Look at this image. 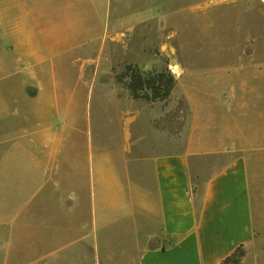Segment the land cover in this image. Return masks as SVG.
Here are the masks:
<instances>
[{"label": "crops", "instance_id": "1", "mask_svg": "<svg viewBox=\"0 0 264 264\" xmlns=\"http://www.w3.org/2000/svg\"><path fill=\"white\" fill-rule=\"evenodd\" d=\"M88 2L100 3L108 22L116 11L111 19L122 29L189 9V0ZM35 59L18 84L36 90L21 130H8L0 115V264H44L48 220L60 232L52 250H72L83 201L90 238L97 214L106 235L116 215L132 237L137 264H222L253 243L264 225V215L261 224L255 215L253 164V156H264V86H179L190 118L175 127L161 108L165 101L122 110L120 151L87 167L77 159L70 112L47 122L42 109L74 100L53 98L46 86L52 72L43 56Z\"/></svg>", "mask_w": 264, "mask_h": 264}, {"label": "rangeland", "instance_id": "2", "mask_svg": "<svg viewBox=\"0 0 264 264\" xmlns=\"http://www.w3.org/2000/svg\"><path fill=\"white\" fill-rule=\"evenodd\" d=\"M105 1L109 6L116 0ZM89 4L88 0H0V115L7 116L8 130H21L26 100L36 94L34 86L18 84L22 72L34 67L38 53L52 72L46 86L53 98L74 100L69 107L60 102L61 106L42 108L44 116L47 122L57 121L58 114L70 112L77 159L87 167L91 160L96 166L99 157L120 151L115 138L120 111L151 104L134 101L126 82L117 80L129 64L143 72L168 70L174 76L176 85L161 105L170 112L174 127L190 118L179 86H264V0H189L187 11H173L165 21L126 29L111 19L116 11L108 12V22L100 3L94 9ZM261 157L253 156L254 208L260 224ZM81 205L77 239L70 251L52 250L60 245V232L45 220L44 264H137L132 237L123 234V221L118 224L113 214L115 229L106 235L97 214L90 238V214L84 201ZM243 251L240 264H264L263 224Z\"/></svg>", "mask_w": 264, "mask_h": 264}, {"label": "trees", "instance_id": "3", "mask_svg": "<svg viewBox=\"0 0 264 264\" xmlns=\"http://www.w3.org/2000/svg\"><path fill=\"white\" fill-rule=\"evenodd\" d=\"M117 80L126 82L130 96L134 100H145L150 103L166 101L176 85L174 76L168 70L143 72L136 65H127ZM244 256L238 248L222 264H240Z\"/></svg>", "mask_w": 264, "mask_h": 264}]
</instances>
